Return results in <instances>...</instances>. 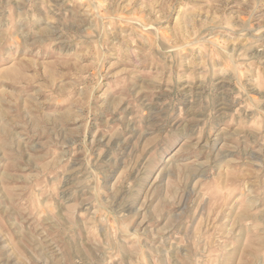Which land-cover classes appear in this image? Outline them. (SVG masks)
<instances>
[{
	"label": "rangeland",
	"instance_id": "obj_1",
	"mask_svg": "<svg viewBox=\"0 0 264 264\" xmlns=\"http://www.w3.org/2000/svg\"><path fill=\"white\" fill-rule=\"evenodd\" d=\"M0 264H264V0H0Z\"/></svg>",
	"mask_w": 264,
	"mask_h": 264
}]
</instances>
